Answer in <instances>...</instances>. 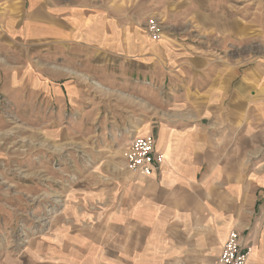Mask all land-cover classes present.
I'll use <instances>...</instances> for the list:
<instances>
[{
    "label": "rangeland",
    "instance_id": "1",
    "mask_svg": "<svg viewBox=\"0 0 264 264\" xmlns=\"http://www.w3.org/2000/svg\"><path fill=\"white\" fill-rule=\"evenodd\" d=\"M261 115L264 0H0V264H116L130 141L198 133L264 177Z\"/></svg>",
    "mask_w": 264,
    "mask_h": 264
},
{
    "label": "crops",
    "instance_id": "2",
    "mask_svg": "<svg viewBox=\"0 0 264 264\" xmlns=\"http://www.w3.org/2000/svg\"><path fill=\"white\" fill-rule=\"evenodd\" d=\"M82 25L81 33H90L91 23ZM197 135L171 148L155 139L166 160L159 173L139 177L129 172L135 180L119 189L113 201V237L121 241L115 246L116 264H216L229 232L236 229L256 248L248 263H262L249 228L264 177L248 178L239 152L244 147L238 145L236 157L230 158L227 145L215 147L207 136ZM104 244L100 260L108 259Z\"/></svg>",
    "mask_w": 264,
    "mask_h": 264
},
{
    "label": "built area",
    "instance_id": "3",
    "mask_svg": "<svg viewBox=\"0 0 264 264\" xmlns=\"http://www.w3.org/2000/svg\"><path fill=\"white\" fill-rule=\"evenodd\" d=\"M126 155L128 171L139 176H154L165 163V154L157 150L156 140L152 134L133 138ZM252 248L248 236L236 230L229 232L222 245V251L216 264H246Z\"/></svg>",
    "mask_w": 264,
    "mask_h": 264
},
{
    "label": "bare ground",
    "instance_id": "4",
    "mask_svg": "<svg viewBox=\"0 0 264 264\" xmlns=\"http://www.w3.org/2000/svg\"><path fill=\"white\" fill-rule=\"evenodd\" d=\"M252 249H253V248H252ZM251 254H252V251H251ZM251 254H250V257H251ZM250 257H249V259H248L247 263L249 262V260H250ZM247 263H246V264H247Z\"/></svg>",
    "mask_w": 264,
    "mask_h": 264
}]
</instances>
